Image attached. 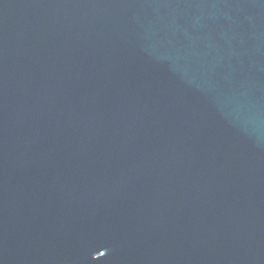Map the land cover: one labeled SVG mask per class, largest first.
Instances as JSON below:
<instances>
[{
  "label": "water",
  "instance_id": "1",
  "mask_svg": "<svg viewBox=\"0 0 264 264\" xmlns=\"http://www.w3.org/2000/svg\"><path fill=\"white\" fill-rule=\"evenodd\" d=\"M0 264H264V0H0Z\"/></svg>",
  "mask_w": 264,
  "mask_h": 264
}]
</instances>
